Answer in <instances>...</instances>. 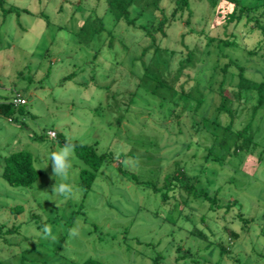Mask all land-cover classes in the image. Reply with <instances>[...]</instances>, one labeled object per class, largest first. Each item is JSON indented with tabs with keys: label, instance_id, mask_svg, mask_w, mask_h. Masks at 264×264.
I'll use <instances>...</instances> for the list:
<instances>
[{
	"label": "rangeland",
	"instance_id": "1",
	"mask_svg": "<svg viewBox=\"0 0 264 264\" xmlns=\"http://www.w3.org/2000/svg\"><path fill=\"white\" fill-rule=\"evenodd\" d=\"M4 1L19 14L0 8V101L19 94L28 104L14 121L0 115V169L6 156L25 151L41 176L30 188H15L0 174V264H264V123L255 127L252 151L235 153L224 128L202 119H212L220 105L205 88L211 67L229 59L213 55L185 70L170 102L142 83V61L151 59L141 58L148 40L117 21L105 0ZM193 10V32L183 22L173 24L162 43L174 51L172 78L188 52L182 35L200 53L214 48L196 33L227 38L206 0L195 1ZM95 18L105 30L83 42L81 27ZM227 34L251 50L259 40L243 26ZM226 53L247 77L264 80L263 59ZM230 71L237 72L234 66ZM182 84L185 93L200 87L198 110L195 98L180 97ZM58 134L114 158L86 190L80 174L88 167L76 155L69 182L78 191L67 201L51 193V162L45 168L60 145ZM177 167L193 180L195 194L163 187ZM216 193L219 206L211 209L204 194Z\"/></svg>",
	"mask_w": 264,
	"mask_h": 264
},
{
	"label": "trees",
	"instance_id": "2",
	"mask_svg": "<svg viewBox=\"0 0 264 264\" xmlns=\"http://www.w3.org/2000/svg\"><path fill=\"white\" fill-rule=\"evenodd\" d=\"M105 1L108 10L117 21L124 20L129 27L141 31L144 38L148 40V46L143 49L141 58L144 59L147 55H151V59L149 62L142 61L143 75L141 80L148 87L147 91L158 97L168 98L171 102L178 93L176 84H179L183 72L188 69L195 70L198 64L206 63L209 57H214L213 55H215L216 59L221 57L229 59V62L222 66L216 60L211 67L205 88L219 96L220 105L217 108V114L212 119L205 117L202 119L204 125L208 124L209 127L224 128L227 141H232L235 153L239 151L251 152L253 146L257 145L255 127H259V124L264 123V80L257 81L247 77L245 67L238 62L237 58H232L226 52H246L248 56L257 57L264 61V0H206L211 14L222 22L224 34L227 35V38H209L207 37L208 35H204L203 31L196 33L199 36L198 39L204 36L203 39H206L207 48H214L211 51L204 50L203 53H200L198 48L188 47L184 43V35H182L180 43L188 52L185 59L179 61L177 73L173 78L169 71V60L174 56V51L162 47V43L168 37V30L173 24L183 22L184 26L193 32L191 21L194 17V3L197 0ZM4 3V0H0V8L4 15L11 12L19 14L18 11L13 9H6ZM132 10H135L134 17H132ZM142 19H145V23L139 21ZM240 26L247 29L248 35L257 34L259 36V40L252 50L247 45L239 44L235 35L227 34L230 27L237 29ZM104 30L105 27L101 18L87 19L80 29L79 36L83 42H89L95 35ZM232 66L235 67L237 72L230 71ZM67 78L69 79L70 76ZM180 90L182 93L181 98L193 97L197 102L196 110L201 107L204 102V94L199 86L191 89L192 91L189 93H185L182 84ZM134 95L135 93H131L132 97ZM14 97L0 101V115L10 121H14L18 113H24V108L28 104L26 102L23 105H15L13 103ZM186 108L184 107L180 111V117L185 114ZM243 113L247 114V120L241 121V128L237 129L238 119ZM259 116L258 121L257 117ZM57 140L60 145L69 142L65 141L60 134H58ZM227 141L224 140L223 143H227ZM70 143L76 145L75 152L77 157L88 167L81 171L80 184L83 188L89 190L95 182L96 172L104 164L114 162L113 155L112 153H97L91 146L79 145L74 142ZM0 174L9 186L15 188H30L41 176L40 172L34 167L32 155L25 151L15 152L6 156L3 160ZM163 187L166 190L177 191L179 194L184 193L186 196L195 194L193 180L186 171L179 167L165 178ZM204 196L206 201L209 202L211 209L219 206L217 204V193L213 196L206 194ZM229 235L234 238L237 237L234 233ZM221 251L223 253L225 249L222 247ZM83 264L103 263L87 260Z\"/></svg>",
	"mask_w": 264,
	"mask_h": 264
},
{
	"label": "clouds",
	"instance_id": "3",
	"mask_svg": "<svg viewBox=\"0 0 264 264\" xmlns=\"http://www.w3.org/2000/svg\"><path fill=\"white\" fill-rule=\"evenodd\" d=\"M75 147L76 145L70 142H66L63 145L57 144L55 150L50 153L48 163L45 165V168H47L49 162H51L52 177L56 180V183L51 188V193L54 196L62 197L63 201L74 199L78 191L69 182L74 172ZM43 231L46 237L50 236L53 240L55 239V236L51 235V231L47 226ZM69 234L75 236L76 231L74 229L69 230Z\"/></svg>",
	"mask_w": 264,
	"mask_h": 264
},
{
	"label": "built area",
	"instance_id": "4",
	"mask_svg": "<svg viewBox=\"0 0 264 264\" xmlns=\"http://www.w3.org/2000/svg\"><path fill=\"white\" fill-rule=\"evenodd\" d=\"M26 99L25 98H23L21 95H19V94H17V95H15V97H14V100H13V103L15 104V105H23V104H26ZM50 137L51 138H54L55 137V133H50Z\"/></svg>",
	"mask_w": 264,
	"mask_h": 264
},
{
	"label": "crops",
	"instance_id": "5",
	"mask_svg": "<svg viewBox=\"0 0 264 264\" xmlns=\"http://www.w3.org/2000/svg\"><path fill=\"white\" fill-rule=\"evenodd\" d=\"M2 165V164H1ZM2 169V168H1ZM1 169H0V171H1Z\"/></svg>",
	"mask_w": 264,
	"mask_h": 264
}]
</instances>
